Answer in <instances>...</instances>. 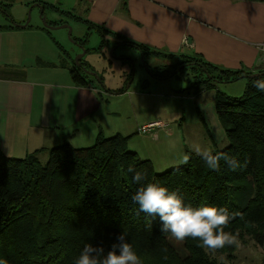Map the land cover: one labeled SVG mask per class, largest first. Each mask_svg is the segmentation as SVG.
Segmentation results:
<instances>
[{"label": "trees", "instance_id": "16d2710c", "mask_svg": "<svg viewBox=\"0 0 264 264\" xmlns=\"http://www.w3.org/2000/svg\"><path fill=\"white\" fill-rule=\"evenodd\" d=\"M175 67L160 66L154 76L166 80L194 70L197 76L191 88L197 94L251 75L219 70L193 57L181 59ZM84 69L89 67L81 61L79 67L75 62L69 67L74 84L86 85ZM256 79H246L240 99L216 98V112L229 141L227 148L216 152L238 159L242 166L236 170L223 161L218 171L211 170L199 155L187 152V164L157 174L149 160L128 150L129 138L119 134L105 138L100 133L89 148L70 144L52 148L44 165L40 151L22 159L0 151V257L7 264H73L86 243L107 250L124 230L142 264H223L208 254H229L236 247L212 251L186 238L181 242L188 256L182 258L168 243L169 234L159 231L158 220L152 228L145 227L144 214H136L130 199L138 185L126 174L129 165L146 171L148 181L166 185L194 206L211 203L239 213L225 230L238 232L240 239L246 235L263 248L264 93L252 86Z\"/></svg>", "mask_w": 264, "mask_h": 264}, {"label": "crops", "instance_id": "0c3cea01", "mask_svg": "<svg viewBox=\"0 0 264 264\" xmlns=\"http://www.w3.org/2000/svg\"><path fill=\"white\" fill-rule=\"evenodd\" d=\"M7 3L25 9L10 16ZM31 6L36 23L21 27ZM38 6L43 15L50 12L63 20L47 22L50 26L68 21L84 25L90 32L73 38L84 48L87 38L97 34L99 47L86 49V54L134 50L153 78L157 68L166 65L146 58V52L165 58L192 56L213 68L242 74L263 71L256 45L264 44V0H0L7 22L0 23V151L10 158L36 151L41 157L64 144L82 148L76 145L80 141L90 144L118 117L103 110L104 97L126 92L107 89L89 63L86 71L95 75L83 71L86 85L74 84L69 68L58 67L66 53L52 30L41 24ZM105 44L111 46L103 52ZM131 95L152 98L144 92ZM157 125L159 121L145 126Z\"/></svg>", "mask_w": 264, "mask_h": 264}, {"label": "rangeland", "instance_id": "374dc122", "mask_svg": "<svg viewBox=\"0 0 264 264\" xmlns=\"http://www.w3.org/2000/svg\"><path fill=\"white\" fill-rule=\"evenodd\" d=\"M5 6H11L8 10L10 16L17 14V12L22 13L25 9L23 6L12 3H7ZM33 7H28L26 10V21L30 16L31 25L36 23L31 10ZM34 9L36 13L37 8ZM38 9L40 22L44 26L40 8ZM43 18L44 21L55 24L58 21H63L58 16H52L50 12H45ZM0 21H2L0 22L2 24L7 23L5 15L1 11ZM57 25L62 26L61 24ZM64 25L71 28L70 37L68 36V29L52 30L51 33L66 53L65 63L58 67L64 68L67 66L68 69L82 54L81 49L74 44L73 38L82 39L90 31H87L84 25L77 26L70 21ZM100 42L101 38L92 33L91 37L87 38L85 49L97 48ZM110 46L105 44L103 52H106ZM113 51L116 54L113 53L111 56L110 52ZM145 56L146 58L159 60L162 65L173 64L174 68L181 59H192V56L165 58L150 52H146ZM108 57L112 59H110V63ZM81 60L84 63H89L95 73L102 76L107 89L126 90L121 95L102 99L103 110H108L112 114L118 113V117H113L115 121H109L111 124L104 125L105 129L102 135L105 138H110L121 134L129 138L128 150L137 153L143 160H149L155 173L161 174L184 166L185 164L180 162L183 156L187 155V152L198 155L197 148L216 152L229 146V141L216 112V98L217 95L230 99L242 98L247 86L246 79L231 83L214 84L212 90H203L197 94L195 88H191L197 76V74H194V70H187L169 79L157 81L143 66L134 50L126 48L110 49L105 56H103V53L94 51L86 54ZM183 62L187 63V61ZM200 73L205 74V72ZM129 75L132 76L128 78ZM202 80H205V78L203 77ZM97 81L100 83L99 80ZM132 92H144L148 96L152 95V98L131 95ZM117 111H121L122 114ZM152 121H159L160 125L149 128L145 126ZM94 142L92 140L88 144V141H80L76 145L89 148L94 145ZM40 156L41 164H46L48 155L41 154ZM240 240L242 246L235 248L231 253L223 255L209 253L208 256L217 263L223 264H264V247L256 245L246 235ZM167 241L182 258L188 256L181 241H176L170 235L167 237Z\"/></svg>", "mask_w": 264, "mask_h": 264}, {"label": "clouds", "instance_id": "9594fccd", "mask_svg": "<svg viewBox=\"0 0 264 264\" xmlns=\"http://www.w3.org/2000/svg\"><path fill=\"white\" fill-rule=\"evenodd\" d=\"M256 47L264 49V44ZM252 86L258 93H264V76L253 81ZM196 152L211 170L218 171L221 161L231 170L242 166L238 159L222 152L204 148H197ZM188 161L189 156L184 155L180 162L187 164ZM126 174H131L132 182L138 185L130 199L136 206V214H144L145 227L152 228V222L158 220L160 232L169 234L176 241L190 238L198 241L200 247L212 251L242 246L238 232L225 230L239 213L211 203L194 206L166 185L148 181L147 172L132 165L127 167ZM0 264H7V261L0 257ZM73 264H142V259L128 239L127 231L122 230L107 250L103 245L86 243Z\"/></svg>", "mask_w": 264, "mask_h": 264}, {"label": "water", "instance_id": "95a60500", "mask_svg": "<svg viewBox=\"0 0 264 264\" xmlns=\"http://www.w3.org/2000/svg\"><path fill=\"white\" fill-rule=\"evenodd\" d=\"M38 8H40V10H41V19H42V21H43V23H44V27L45 28H47V29H49V30H57V29H68V36L70 37V35H71V28H69L67 25H62V26H60V27H54V26H50L46 21H44V15H43V9H42V7L41 6H38ZM30 22V16H29V18H28V21L23 25V26H21V27H25V26H27L28 25V23ZM74 42V41H73ZM74 44L75 45H77L78 46V48H80L81 49V55H80V57L75 61V65H77L78 67L80 66V61H81V59L86 55V49L85 48H83V46L81 45V44H78V43H76V42H74ZM114 52V51H113ZM113 52H110V54H111V56L113 55L112 53ZM84 72L85 73H87L88 75H90V76H94L95 74H93V73H90V72H88V71H86L85 69H84ZM261 76H264V72L263 73H255V74H251V75H246V76H243L242 77V79H254V78H258V77H261Z\"/></svg>", "mask_w": 264, "mask_h": 264}, {"label": "built area", "instance_id": "2783aa9c", "mask_svg": "<svg viewBox=\"0 0 264 264\" xmlns=\"http://www.w3.org/2000/svg\"><path fill=\"white\" fill-rule=\"evenodd\" d=\"M260 64H261L262 68L264 69V49H261ZM149 127H152V126H148V128Z\"/></svg>", "mask_w": 264, "mask_h": 264}, {"label": "flooded vegetation", "instance_id": "af4514ba", "mask_svg": "<svg viewBox=\"0 0 264 264\" xmlns=\"http://www.w3.org/2000/svg\"><path fill=\"white\" fill-rule=\"evenodd\" d=\"M83 48H84V46H83ZM132 48H137V47H132ZM181 69V68H180ZM180 69H177V72H179L180 71ZM98 82V81H97ZM100 84V83H99Z\"/></svg>", "mask_w": 264, "mask_h": 264}, {"label": "bare ground", "instance_id": "6f19581e", "mask_svg": "<svg viewBox=\"0 0 264 264\" xmlns=\"http://www.w3.org/2000/svg\"><path fill=\"white\" fill-rule=\"evenodd\" d=\"M262 72H264V69H263V71Z\"/></svg>", "mask_w": 264, "mask_h": 264}]
</instances>
